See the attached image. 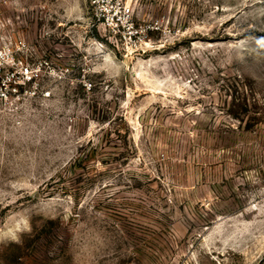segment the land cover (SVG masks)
Masks as SVG:
<instances>
[{
  "label": "rangeland",
  "instance_id": "374dc122",
  "mask_svg": "<svg viewBox=\"0 0 264 264\" xmlns=\"http://www.w3.org/2000/svg\"><path fill=\"white\" fill-rule=\"evenodd\" d=\"M0 0V264H264V0Z\"/></svg>",
  "mask_w": 264,
  "mask_h": 264
},
{
  "label": "built area",
  "instance_id": "2783aa9c",
  "mask_svg": "<svg viewBox=\"0 0 264 264\" xmlns=\"http://www.w3.org/2000/svg\"><path fill=\"white\" fill-rule=\"evenodd\" d=\"M90 5L94 23L104 25L110 33L133 22L132 6L126 0H90ZM18 92L16 87L8 90L0 84V103Z\"/></svg>",
  "mask_w": 264,
  "mask_h": 264
}]
</instances>
